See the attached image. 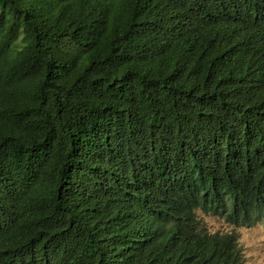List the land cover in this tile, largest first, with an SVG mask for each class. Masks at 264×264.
<instances>
[{
  "label": "trees",
  "instance_id": "obj_1",
  "mask_svg": "<svg viewBox=\"0 0 264 264\" xmlns=\"http://www.w3.org/2000/svg\"><path fill=\"white\" fill-rule=\"evenodd\" d=\"M264 223V0H0V264H242Z\"/></svg>",
  "mask_w": 264,
  "mask_h": 264
},
{
  "label": "rangeland",
  "instance_id": "obj_2",
  "mask_svg": "<svg viewBox=\"0 0 264 264\" xmlns=\"http://www.w3.org/2000/svg\"><path fill=\"white\" fill-rule=\"evenodd\" d=\"M203 227L209 232H234L243 256L242 264H264V223L233 226L222 217L196 210Z\"/></svg>",
  "mask_w": 264,
  "mask_h": 264
}]
</instances>
